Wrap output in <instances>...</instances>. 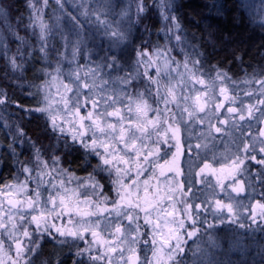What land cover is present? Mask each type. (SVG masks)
Segmentation results:
<instances>
[{
    "label": "rangeland",
    "instance_id": "obj_1",
    "mask_svg": "<svg viewBox=\"0 0 264 264\" xmlns=\"http://www.w3.org/2000/svg\"><path fill=\"white\" fill-rule=\"evenodd\" d=\"M177 1L161 0L159 2L160 16L162 17L160 21L163 23L161 37L165 42V47L157 50L155 46L140 41L142 35L139 32L138 22L145 11L141 0H84V4L91 13L90 15L83 14L84 8L81 7V0H60L59 3L57 0H47L46 5H42V0H35L36 5L34 7H42V18L45 24L50 27L49 40L51 42L55 41L54 43L57 44L58 49L55 52L57 53V60H53L54 57H52V60L44 57L45 63L41 80L37 83L31 95L33 97L31 108L33 111L31 112L40 115L50 127V118L45 114L34 111L37 107L43 106L39 103L43 100V91L37 94L38 85L45 91L50 92L54 101L59 102L61 95L64 94V85H68L74 90L78 83L82 93L88 91L85 84L92 83L90 69L100 68L97 75V85H99L100 78L115 79L134 72L141 51L146 53L144 58L146 61L148 56H151L152 60L150 64L140 66L141 78L133 81L132 87L127 89L132 96V100L130 101L125 96L123 104L118 103L115 105L116 108L121 109L122 115L128 117V120L125 121L126 126L129 121L135 120L134 111L138 102L136 99L137 93H143L144 100L153 109L158 107L162 112L165 111L166 106L162 100L157 104L159 100V97L156 96L158 88L160 95L167 97L169 100H171V96H168V92L171 88L173 95L180 100L181 107H188L194 111L195 119L198 121L205 113L195 111L197 103L204 104L205 112L209 111V93L205 91V85L195 82L196 78L205 80L206 84L209 81L214 82L210 108L214 110V115L217 117L211 121L214 126L212 136L215 139L202 141L200 137L201 132L207 131L208 121L203 124L193 122L191 136L188 133L181 132L182 153L175 165L172 164V152L176 151L173 148L172 152L166 157L162 153V158L158 161L159 165L164 166L163 174H161V169L157 167L153 171L141 174L139 178H137L135 172L130 174L131 179L125 178L124 182L128 186L126 198L139 203L142 208L146 209L150 213L149 219L152 221L151 225H146L144 223L145 212L140 211L139 208L136 209L139 212V223L143 226L141 236L143 237V233L147 232L146 239L149 241L145 244L142 239L136 246V264H141V262L143 264H264V218L261 217V211L264 209L257 207L258 205H264V182L257 175L259 165L247 160L248 173L230 175V165L235 158L233 154L236 153L237 148L240 149L239 154L244 156L246 153L243 151V147L254 136L264 140V137L259 136V130L264 129V119L256 121L249 117L247 112L250 105H257V108L262 107L258 105L257 98H262L259 96L258 90L260 88L259 81L264 79V58L259 68L250 74L239 72L233 75L217 66L206 64L198 50L196 37L190 36L191 33L186 30V27L184 26L183 30V25L178 24L176 21L174 8ZM215 1V10L220 11L221 0ZM236 2L250 21V26L255 27L264 36V0H236ZM32 8L30 5V11ZM5 11L0 6V30H2L0 35H2L7 46L8 56H12L15 52H13L14 48L12 49L11 46L10 35L14 36L12 39L14 43H17L18 40L15 33L5 27V23H8V20L5 21L7 19ZM97 17H99V20ZM99 21H105V23ZM114 31L118 32L119 35L113 36L112 32ZM68 40L72 41L75 48L74 60L71 58V48L65 47ZM165 49H168V51L165 52ZM157 51L162 55L157 56ZM166 57H171V59L168 60ZM3 60L7 62L5 52L0 51V62H3ZM57 61H59L62 71L59 74L53 72V75L57 76V80L53 81L52 76L45 75V70L52 71L55 69ZM187 61L195 62V68H193L192 63H188V68L193 70L194 75L185 72L184 64ZM145 71L148 75L144 74ZM69 72L78 74L81 79L75 81L74 76L70 77L68 75ZM218 74L226 75L227 79L224 77L217 78ZM45 80L51 82L50 87L44 84ZM152 80H158L159 84L152 83ZM245 81H249V83H245ZM114 87H119V85H114ZM146 88L150 89V92L146 91ZM221 88L226 89V95L230 98L238 96L235 104L224 99ZM246 91L253 92V95H245ZM72 95L73 92L71 91L66 93L67 97ZM185 97H188L186 103ZM0 99L5 100L4 97H0ZM80 99L83 102L84 96L81 95ZM127 106H130L133 112H129ZM53 107H56L55 103ZM59 107L62 109L63 105L60 104ZM167 107L173 111L176 109L175 104H169ZM229 107L237 108V113H228L227 109ZM241 108L244 109L242 113H240ZM217 109L218 111H215ZM91 110V104L89 103V106L83 109L81 115H87ZM239 114L244 115L245 119L243 121L239 119ZM0 115L3 117V119H0V124L5 127V122H7L6 129L12 131L9 126L10 122L8 121L5 104L0 105ZM156 115V112H149L148 119H154ZM254 115L259 116V111H254ZM229 116L231 121L224 124L220 123L221 120H226ZM184 117L185 122H188L187 112L184 113ZM68 119H71V117ZM109 119L114 122L118 118L111 117ZM58 122L68 127L63 119ZM233 123H237L239 126L233 128ZM249 124L254 125V128L248 127ZM215 127H220L222 132L216 133L214 131ZM16 132L14 130L15 134ZM229 132L231 137L228 135ZM57 133L59 135V132ZM14 137L15 135H10V139L17 142L15 144L20 152L29 151L28 159L34 158L35 149L32 148V144L27 138L24 136L21 140L14 139ZM67 139L72 143L70 136H67ZM201 142L208 143V149H197L196 145ZM187 144H191L192 148L187 151V154H184L183 150ZM259 148L260 144L257 143V153ZM165 160L168 161V164H165ZM205 165L209 167L201 173V169ZM177 169L179 174H177ZM189 172H191V186H189ZM102 176L109 183L108 191L104 188V194L109 197L107 207L111 208V200H118L119 197L116 195L107 174H102ZM16 177L17 172L12 182L0 188V206H3L4 209L9 207V200L24 202L26 198H31L34 194L32 189L35 188V184L32 182L27 183L25 191L18 190ZM202 178L207 183H202ZM19 179L23 181V175ZM65 180H67V177H65ZM133 181H137V183L133 185ZM145 181H148V183L145 184ZM79 183V180L66 183L65 187L74 191L64 193L61 189L65 204L71 208V211H65L59 219L51 221L57 227L72 228L74 224L69 223V219L71 218L72 221L81 219V216L77 215V211L83 213L95 210L92 204L84 203L85 197L81 195L83 189L77 188ZM47 187L45 185V188ZM240 188L243 190L234 191V189ZM182 193H186V195L182 196ZM47 195L48 192L45 191V197ZM91 199L95 200L94 197ZM157 200L160 202L156 203ZM216 201H220L221 205H231L232 211L230 212L227 207L217 208ZM195 205H201V207L196 208ZM207 205H211V207H208L205 211ZM186 207L189 209L191 216L184 214ZM167 213H172V215L167 216ZM0 216H3V212H0ZM83 218L88 219V217ZM112 218V216H109V219ZM91 219L95 220L96 217H91ZM181 219L184 221L182 228L177 223L166 222L180 221ZM122 224L127 225L128 220L124 219ZM153 229H155L157 236L155 245L151 243ZM172 229H175V235L180 237L181 248L178 252H173L177 242L174 238L169 239L167 245L164 244V239ZM0 231L3 230L0 229ZM111 231L114 232V227ZM189 233L191 234L189 235ZM83 234L86 237L85 241H75V238L69 237L66 243L58 240L63 239V237H59V234L56 233L54 235L58 239H53L52 236H39V245L47 239L48 242L52 241L58 247L69 249L74 257L88 263L87 254L85 256L76 255L78 244L83 248L86 246L87 241L93 240L90 232ZM101 235L109 242L112 241V237L108 233L104 232ZM0 240L4 242L5 252L7 253L5 255L4 252H0V261H3V264H12V261L17 259L16 245L6 235L0 236ZM96 249H99V251ZM157 249H159L158 252ZM102 251L103 249L99 245H95L92 254L98 255ZM34 255L35 253L25 255L24 258L19 260V264H26V261L32 259ZM112 255L118 264L119 256L116 253ZM128 255L130 253L125 252V259ZM170 255L173 256V259H169ZM101 264H108V261H102Z\"/></svg>",
    "mask_w": 264,
    "mask_h": 264
},
{
    "label": "snow or ice",
    "instance_id": "obj_2",
    "mask_svg": "<svg viewBox=\"0 0 264 264\" xmlns=\"http://www.w3.org/2000/svg\"><path fill=\"white\" fill-rule=\"evenodd\" d=\"M59 3L60 0H57ZM47 0H42V5H46ZM81 7L84 8L83 14L90 15L89 9L84 4V0H81ZM42 7L35 6L30 11V26L35 30L34 34L37 37V43L39 45V52L43 57H47L49 52V38H50V27L45 24L42 18ZM99 20V17H97ZM7 21V19H5ZM100 23H105V21H99ZM5 27L12 30L11 24L5 23ZM2 32V30H0ZM113 36H118L119 33L112 32ZM16 39L19 41V46L17 47L16 53L12 56H8V49L3 41L2 35H0V51L5 52V59L8 62L13 72H23L24 65L28 59L31 58L33 54V49L28 45V41L16 34ZM27 46V51H25ZM65 47L71 48V58L75 59V48L71 40L66 41ZM168 49H165L167 52ZM157 56L162 55L159 51L156 52ZM146 53L141 51L139 59L137 61V67L134 72L127 73L122 77H116L115 79H103L100 78L99 85H97V75L100 68L97 67L96 70H89L91 73L92 83L85 84L88 89L86 93H82L80 86L77 83L75 89L68 85H64V94L61 95L60 101H54L51 93L42 89L39 85L37 86V94L43 91V100L40 101L43 106L37 107L34 111L45 114L51 120V134L55 136L57 144L53 146L50 160L44 158V154L40 148H38L34 143L32 148L35 149L33 156L28 160L21 161L18 158L15 163L18 165L17 168V186L18 190L25 191L27 188V183L32 182L35 184V188L32 189L34 193L31 198H26L24 202L17 200H9V207L4 209L0 206V212H3V216H0V236H7V238L15 243L17 259L12 261V264H19V260L24 258L25 255H31L36 253L39 247V236H52L53 239H58L54 233L59 234V237H63V243H66L68 238H75V241H85L86 237L83 233L90 232L93 240L87 241L86 246L81 248L78 244L76 255L77 256H88V264H101L102 261L107 260L108 264H117L115 257L112 255L116 253L120 260L118 264H136V246L141 242L147 244L149 241L146 239L148 236L147 232L143 233L141 236V231L143 226L139 223V212H145L144 223L146 225H151L152 221L149 219L150 213L141 207L139 203L134 202L131 199H127L128 186L125 184V178L131 179L130 174L132 172L136 173L137 178L143 173L153 171L155 168L159 167L161 169V174H163V165H159L158 161L162 158L161 154L166 157L172 149L175 148L176 151L172 152V164L175 165L179 156L182 153L181 149V132L188 133L189 136L192 135L193 122H198L203 124L208 121V129L206 132H201L200 137L203 140H214L215 137L212 136L213 125L211 121L217 118L214 115V110L210 108L212 103V88L214 87V82L209 81L207 84L205 80L196 78V83L205 85V91L209 93V111L205 112L204 104L197 103L196 110L198 112H203L205 115L201 117L198 121L195 119V112L190 110L188 107H181L180 100L177 96L173 95V90L170 88L168 96H171L169 100L165 96L160 95L159 88L157 89L156 96L159 97L157 104L162 100L166 106L165 111H161L158 107L153 109L150 104L144 100L143 93H137V103L134 111L135 120L129 121L127 116L121 114V109L116 108L115 105L123 104V98L127 96L129 100H132L131 94L127 89L132 87L133 81H137L141 78L140 66L143 64H150L152 57L148 56L146 61L144 58ZM170 60L171 57H166ZM188 63L193 64L195 68L194 61H187L184 64L185 72L194 75L193 70L188 68ZM198 70V69H197ZM62 69L60 67L59 61H57V66L52 71L45 70L46 76H52L53 81L57 80V76L53 75V72L59 74ZM145 75L148 73L145 71ZM70 77L74 76L75 81H79L81 77L78 74L69 72ZM227 76L224 74H218L217 78ZM151 79V77H149ZM254 82V81H252ZM152 83L159 84L158 80H152ZM249 83V81H245ZM259 96L262 98H257L258 105L262 107L257 108V105H250L247 108L248 116L256 121L264 119V79L259 81ZM44 84L48 87L51 86V82L45 80ZM114 85H119V87H114ZM73 92L71 97H67V92ZM146 91L150 92V89L146 88ZM221 93L224 95L225 100H230L231 103L235 104L238 96L228 97L226 95V89L221 88ZM81 95L84 96L83 102L81 101ZM202 95V94H201ZM245 95L252 96L253 92H245ZM5 93L3 89H0V97H4ZM188 97H185V103ZM6 101L0 99V105H4ZM56 104L54 108L53 105ZM91 104V111L87 115H81L84 108H87ZM62 104L61 109L59 105ZM169 104H175L176 109L173 111L171 108L167 107ZM128 107L129 112H133L130 106ZM112 109V110H109ZM29 112L33 111L31 109ZM215 111H218L215 110ZM228 113H237V108L229 107L227 109ZM244 111L243 108L240 109V113ZM254 111H259L260 115L255 116ZM149 112H156L157 115L154 119H148ZM188 113V122H185L184 113ZM71 117V119H68ZM117 117L116 121H111L109 118ZM0 119H3L0 115ZM63 119L68 127H65L63 123H59ZM239 119L243 121L245 119L243 114H239ZM231 121V117H227L226 120H221L220 123L224 124ZM5 127H7V122H5ZM237 123H233L232 127H238ZM248 127L254 128V125L249 124ZM214 131L216 133L222 132L220 127H215ZM59 132V135L56 133ZM67 133V135H65ZM228 135L231 137V133ZM67 136L71 137L72 143H68ZM259 136L264 137V129L259 130ZM14 139H23V133L17 128L16 135ZM235 139V138H233ZM64 141V148L72 149L79 148L83 150L84 163L86 165L90 164L89 157H95V166L92 167V171L87 177L80 178L76 177L69 170L63 168L61 157L55 155L59 147V142ZM260 144L259 152L257 153L256 144ZM11 148V145L9 146ZM197 149H208V143H198L196 145ZM192 148L191 144H187L186 148L183 150L184 154ZM243 151L246 155L241 156L239 147L236 153H234V159L230 165V175L235 176L237 173H248L249 167L246 164L247 160L255 162L259 165L257 170V175L261 177L262 182H264V140L258 139V137H253L252 140L245 144ZM15 155V152H13ZM215 158V157H214ZM165 164L168 161L165 160ZM208 165H205L201 169L203 173L208 169ZM107 174L108 179L111 181L114 191L119 199L111 200V208L107 207L109 203V197L104 194V185L101 183L103 179L102 174ZM154 174V173H153ZM177 174L179 171L177 169ZM23 175V181H20L19 177ZM51 177V179H49ZM67 177V180H65ZM72 180H79L80 183L77 185L78 189H83L81 195L85 197L84 203L92 204L94 206V211L80 213L77 211V215L81 216V219L72 221L69 219V223L74 224V227H57L55 223H51L54 219H59L65 211H71L65 204V198L61 193L63 189L64 193L69 190L65 187L66 183H70ZM202 183H207L205 179L202 178ZM219 182V181H218ZM137 181H133L135 185ZM148 181H145L147 184ZM191 172H189V186H191ZM45 185L48 187L45 188ZM12 187V186H9ZM240 189H234V191H241ZM45 191L48 192L47 197H45ZM54 193V195H53ZM186 195V193L181 194ZM95 198V200L91 198ZM163 199V198H160ZM174 199V197H173ZM59 201V203H57ZM160 201L157 200L156 203ZM51 205V207H49ZM174 206V205H173ZM196 208L201 207V205H195ZM211 205H207V208ZM216 207H227L228 210L232 211L231 205H221L220 201H216ZM260 209H264V205L257 206ZM155 210V209H153ZM114 214V215H113ZM185 215L191 216L189 209L186 207L184 210ZM167 216H171L172 213H167ZM112 216V219H109ZM83 217H88L84 219ZM91 217H96L92 220ZM261 217L264 218V210L261 211ZM124 219L128 220V224H122ZM168 223H177L180 228L184 226V221H166ZM114 227V232L111 231ZM99 230V231H97ZM108 233L112 237V241L105 239L101 233ZM191 233H189L190 235ZM174 238L177 242L173 249V252L180 251V237L175 235V229L170 230L168 236L164 239V244L167 245L169 239ZM151 243L155 245L157 243V236L155 229H153ZM99 245L102 252L98 255H93L94 246ZM10 250V247H9ZM99 251V249H96ZM159 249H157V252ZM0 252H4V242L0 240ZM125 252L130 253L125 259ZM156 255V253H154ZM169 259H173V256H169ZM3 264V261H0ZM26 264H32V260L28 259ZM77 264H84V261H78ZM143 264V262H141Z\"/></svg>",
    "mask_w": 264,
    "mask_h": 264
},
{
    "label": "trees",
    "instance_id": "obj_3",
    "mask_svg": "<svg viewBox=\"0 0 264 264\" xmlns=\"http://www.w3.org/2000/svg\"><path fill=\"white\" fill-rule=\"evenodd\" d=\"M34 1L0 0V6L6 10L8 24H11L15 36L18 34L24 37L28 45L34 48L22 73L13 72L5 60L0 62V89L5 93V110L12 130L0 124V188L14 180L18 168L16 159L24 161L30 155L29 151L20 152L17 142L10 139V135H16L14 130L17 131L19 128L31 144L34 143L42 150L46 159L53 155L52 148L57 144L47 121L40 115L28 111L32 108V92L41 80L44 60L45 58L52 60V57L53 60H57L55 52L58 49L55 41L49 40L47 57L44 58L39 52L37 37L30 26V5L34 7L36 5ZM160 1L141 0L145 11L138 22L139 32L142 35L140 41L155 46L157 50L165 47L161 37L163 23L160 21L162 19L159 10ZM215 2V0H178L174 8L176 21L183 25V30L186 27L191 33L190 36L196 37L198 50L206 64L217 66L233 75L239 72L247 74L255 72L264 58V36L255 27L250 26V21L236 0H221L220 11L215 10ZM10 37L13 52L16 53L19 41L14 43L12 41L14 36L11 34ZM68 143L71 144L69 140ZM54 154L61 157L63 168L80 177L88 176L96 162L94 157H89L90 164L86 165L83 150L78 147L66 150L63 140L59 142ZM101 183L108 191V180L103 177ZM31 260L32 264H77L78 261L88 264L87 261L74 257L69 249L58 247L47 239L41 242Z\"/></svg>",
    "mask_w": 264,
    "mask_h": 264
}]
</instances>
